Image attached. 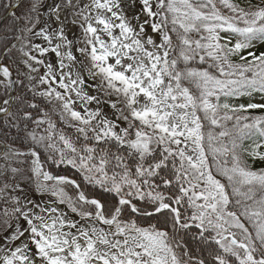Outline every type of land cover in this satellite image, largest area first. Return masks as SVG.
<instances>
[{
  "label": "snow or ice",
  "instance_id": "snow-or-ice-1",
  "mask_svg": "<svg viewBox=\"0 0 264 264\" xmlns=\"http://www.w3.org/2000/svg\"><path fill=\"white\" fill-rule=\"evenodd\" d=\"M42 6L32 0L29 12ZM45 15L34 35L58 40L57 57L63 47L78 62L65 29L82 30L88 63H79L95 94L72 87L88 80L69 72L59 87L82 110L51 87L33 96L59 102L78 148L48 111L10 94L12 72L0 65V114L29 141L0 154V264H264V166L253 167L264 162V115L245 114L264 103L230 102L264 93V51L254 50L264 43V0H52ZM38 22L29 16L24 31ZM29 123L47 127L40 134ZM41 147L82 181L45 171ZM33 177L50 204L27 194Z\"/></svg>",
  "mask_w": 264,
  "mask_h": 264
},
{
  "label": "trees",
  "instance_id": "trees-1",
  "mask_svg": "<svg viewBox=\"0 0 264 264\" xmlns=\"http://www.w3.org/2000/svg\"><path fill=\"white\" fill-rule=\"evenodd\" d=\"M86 1V0H84ZM75 2V0H74ZM259 0H253V3H257ZM40 3L43 5L40 7L39 11L36 13H30L29 9L31 8L32 0H22L15 9V13L11 14L1 25L0 27V60L3 57V61L11 68L15 76V95H22L30 102H35L39 105L41 109L49 112V115L53 121L57 125L56 132H63L67 137L71 138L76 146L79 148L80 140H78L79 134L76 132V129L73 126L66 124L64 121H61L58 113L54 109L53 101L51 105H48L47 99L45 97H41L39 95L35 96V100L33 101L34 93L44 92L43 85L40 80L36 78V80L31 83L30 74L28 65L21 59L23 54H21L20 49L25 45V52H27V47H34L35 44L38 46V42L43 40L42 36L34 35L35 32H38L40 26H44L43 21L47 19L45 15L48 5L52 3V0H40ZM10 4V0H0V17L7 11L8 5ZM226 11V10H225ZM29 16L37 17L39 16V22L36 27L33 29V32L24 31L25 28L31 27L29 23ZM17 37H22L19 41H16ZM15 45V48H12V45ZM8 49H11V53H9ZM257 53L260 51H264V43L255 47L254 49ZM17 55H20L17 57ZM28 57L25 56V59ZM233 60H238V57H232ZM198 63V62H197ZM210 63V62H209ZM208 67L209 65L206 63L204 65ZM212 71H215L212 69ZM5 98L4 89L0 86V99ZM233 104L248 102L254 103H264V93L254 92L251 97H238L230 100ZM20 107H24L25 105H20V102H16ZM15 111V106L12 109ZM249 116L256 115H264V110L254 109L249 110L248 113H245ZM34 116L39 118L38 114L34 111ZM14 122H11V118H9V122H6L3 116L0 117V140L5 143L8 147L18 149L20 151L27 150V146L29 141L25 138V132L23 125L21 124L20 128L13 127ZM47 127V125H43L40 128H36V126L32 123H29V130L35 129L38 133L43 134V129ZM82 139V138H81ZM246 143H251L250 141ZM63 145L57 140L56 148H62ZM67 151V150H65ZM41 152V162L44 166V169L54 176H69L73 179H76L78 183L82 181L81 174L78 172L76 168H73L71 165L65 163H59V154L56 150L50 149L45 150L43 147L40 149ZM53 156L56 158V163H53L51 159L48 157ZM19 159H24L20 157ZM5 161L3 157H0V164H4ZM8 163L12 164V166H16L15 159H9ZM264 166V162H257L253 164L254 168ZM26 190L27 194L34 200L39 202L42 206L47 204L46 198L51 197L50 194L47 196H41L38 192H36V178L33 177L32 180H26ZM88 190H93L91 186L82 185ZM68 194L73 195V190L71 188L67 189ZM26 226V225H25Z\"/></svg>",
  "mask_w": 264,
  "mask_h": 264
},
{
  "label": "rangeland",
  "instance_id": "rangeland-1",
  "mask_svg": "<svg viewBox=\"0 0 264 264\" xmlns=\"http://www.w3.org/2000/svg\"><path fill=\"white\" fill-rule=\"evenodd\" d=\"M85 3L88 2L84 1ZM136 9H133V11H135ZM62 17L63 15H65V13L61 14ZM70 18H72L70 16ZM141 20H143V17H141ZM43 26H40V28ZM57 27V25L53 24V28ZM40 28L38 29V31L40 30ZM68 38L71 40L75 41V46L73 48H71L70 50L72 51L73 55L76 57V60L78 62H72L67 60L64 57V53L68 50L66 48H61V57H57L55 55V53H53L51 51V47H53L56 43H58L59 41L54 39L52 44L49 45V43L47 41H45L44 39L41 40L40 42H38V46L39 48H48L49 51L47 53H45L44 55H41L40 51L37 48V44H35V46L33 47H27V52L30 53V55L35 56L36 60L42 61V63H37L36 60H30L29 58L25 59V56L22 55L23 57L21 58L24 62L27 61L28 65H31L32 67L29 68V76H30V80H33L35 78H38L41 82V79L43 78L46 83H41L43 85L44 90L46 91L47 89H49L50 86H52V88H54L57 91H61L64 92L66 97H70L73 100H76V105L75 108L76 110L80 111L82 110L81 108V102L77 99L75 92H65L64 89H60L59 87V78L61 77V75H65V83H70L69 79L67 78L66 74H68L69 72H71V78L75 79L76 78V74L77 72H80L81 75L84 76V78L86 80H88V83L85 85H74L72 87H76V88H84V90L86 92H88V94L93 95L95 94L94 90H93V84L94 82H92L89 77L87 76V73L83 71V67L82 65L79 63V61H83L84 65H87L88 61L85 59L84 55L78 50L79 48H82L83 45V33L82 30H80L78 27L69 24L67 26V28L65 29ZM149 32H151V29H148ZM79 37V40H77V38ZM263 43H257L255 47L261 45ZM21 48H23L24 52H25V45L24 47L22 46ZM21 52V51H20ZM21 54H23L21 52ZM20 55H17V57H19ZM63 59V62L65 65H67V67H64L63 69H61L60 67V60ZM52 64L53 68L51 69V74H50V70L48 68V65ZM32 68L35 69V71L32 70ZM55 80V82H54ZM59 102L56 101L55 99H53V105L56 108V111L58 113H60L62 111V109L60 107H58ZM91 107H95V105H91ZM107 111V109H105ZM66 122L70 123V125L74 124V122H71L67 116H65L64 119ZM70 195V194H69ZM55 197H47L46 198V203L50 204L53 200H55ZM60 207L63 209L64 206L60 205Z\"/></svg>",
  "mask_w": 264,
  "mask_h": 264
},
{
  "label": "water",
  "instance_id": "water-1",
  "mask_svg": "<svg viewBox=\"0 0 264 264\" xmlns=\"http://www.w3.org/2000/svg\"><path fill=\"white\" fill-rule=\"evenodd\" d=\"M19 2H20V0L14 1L12 6L10 7V9L0 18V26L3 23V21L6 19V17L10 14V12L15 9V7L17 6V4ZM3 64H4L3 62H0V65H3ZM12 80L14 81L13 74H12ZM10 94L14 96V83H13L12 89L10 90ZM0 147H1V149H0V154H1L7 147L1 141H0Z\"/></svg>",
  "mask_w": 264,
  "mask_h": 264
}]
</instances>
